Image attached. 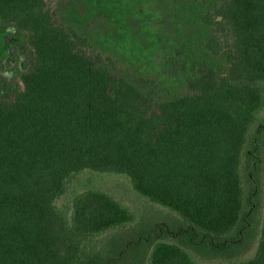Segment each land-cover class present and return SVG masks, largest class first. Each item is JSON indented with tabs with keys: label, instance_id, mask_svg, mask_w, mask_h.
Wrapping results in <instances>:
<instances>
[{
	"label": "trees",
	"instance_id": "obj_1",
	"mask_svg": "<svg viewBox=\"0 0 264 264\" xmlns=\"http://www.w3.org/2000/svg\"><path fill=\"white\" fill-rule=\"evenodd\" d=\"M99 2L80 0L78 19L103 10V36L135 42L137 0ZM202 22V52L175 59L165 80L177 94L160 99L150 75L91 54L45 0H0V23L27 47L21 86L0 75V264H264V211L241 256L244 160L264 187V0H222ZM84 173L124 176L179 219L172 239L118 234L133 212L90 178L58 208Z\"/></svg>",
	"mask_w": 264,
	"mask_h": 264
},
{
	"label": "rangeland",
	"instance_id": "obj_2",
	"mask_svg": "<svg viewBox=\"0 0 264 264\" xmlns=\"http://www.w3.org/2000/svg\"><path fill=\"white\" fill-rule=\"evenodd\" d=\"M45 1L49 10L61 23L71 26L77 35L86 38L91 54L99 55L104 63L110 60L113 66L125 73H137L139 70L150 75L156 84V88L152 90L153 96L160 99H167L177 94L172 84H166L165 78L170 71H174L172 64L175 59L194 58L202 52L203 45L212 31L203 24L202 17L213 12L222 2V0H137L139 4L137 16H143V32L132 44L113 46L112 41L103 36V28L98 26V21L93 20V16L103 10L96 12L86 9L85 17L79 20L80 0ZM119 1L121 0H113L110 3L108 0H100L97 5L101 8L110 7L113 9L111 11H115ZM88 12L89 17H87ZM107 15L110 19L113 16ZM26 54L24 37L13 27L0 23V75L12 73L13 84L17 87L21 86L19 74L27 63ZM246 166L244 160L243 192L245 212L247 211L248 216L244 223L245 227L242 228L244 234L242 257L253 252L264 211V187L261 175L258 173L250 178ZM89 178L93 187L107 192L133 212V221L118 234L124 236L135 232H154L158 235L166 234L164 239H172V234L180 225L179 219L173 213L138 196L129 186L127 179L121 175L91 173L78 175L56 198L55 205L58 208L68 207L74 196L73 191H77L81 186L80 183Z\"/></svg>",
	"mask_w": 264,
	"mask_h": 264
}]
</instances>
